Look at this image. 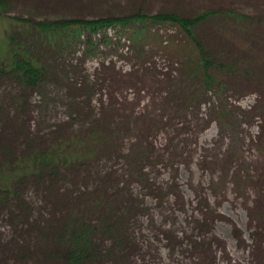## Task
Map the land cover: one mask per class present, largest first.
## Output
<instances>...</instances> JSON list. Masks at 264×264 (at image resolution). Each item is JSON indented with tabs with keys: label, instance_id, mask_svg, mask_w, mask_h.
<instances>
[{
	"label": "rangeland",
	"instance_id": "obj_1",
	"mask_svg": "<svg viewBox=\"0 0 264 264\" xmlns=\"http://www.w3.org/2000/svg\"><path fill=\"white\" fill-rule=\"evenodd\" d=\"M0 264H264V0H0Z\"/></svg>",
	"mask_w": 264,
	"mask_h": 264
},
{
	"label": "trees",
	"instance_id": "obj_2",
	"mask_svg": "<svg viewBox=\"0 0 264 264\" xmlns=\"http://www.w3.org/2000/svg\"><path fill=\"white\" fill-rule=\"evenodd\" d=\"M199 17L200 18L193 19V20H187V19L184 20V19H180V18H178L176 16H156V17H151V18H152V20L154 22H160L161 23V22L171 21V22H173L175 24H178L180 26V28L182 27L181 29L182 30L184 29L186 31V33L190 36V38L197 44L196 40L193 38V33L191 31V26L194 25L197 20L199 21V19H202L203 17H207V15L204 14V15L199 16ZM142 18H148V17H133L131 20H128V21L144 22L145 19H142ZM102 22L103 21H100V22H85L83 24L88 25V28L91 30V32H93V31H96V30L99 29L97 25L102 24ZM126 23H127V21H126ZM70 36H72L71 33H70ZM13 56H16V55H13ZM13 63H14L13 65L16 66L15 67V70H17L18 72H20L21 70H23L22 67L25 68L26 66H28V64H30V62L28 63L27 60L21 61L20 63H19V61H15ZM18 64L23 65V66H20V68H17L18 67L17 66ZM205 65L207 67L208 66V63L206 62ZM29 67H32V66L29 65ZM204 78H205V81H210L211 76L209 75L208 72H205Z\"/></svg>",
	"mask_w": 264,
	"mask_h": 264
}]
</instances>
